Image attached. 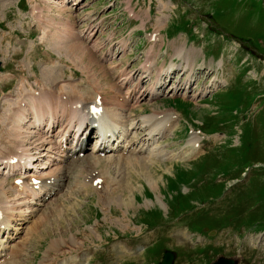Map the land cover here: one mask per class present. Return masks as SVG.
<instances>
[{"label": "rangeland", "instance_id": "rangeland-1", "mask_svg": "<svg viewBox=\"0 0 264 264\" xmlns=\"http://www.w3.org/2000/svg\"><path fill=\"white\" fill-rule=\"evenodd\" d=\"M40 1L0 0V63L1 76L5 78L0 79V125L8 101L18 102L35 91L43 92L52 77L56 78L49 85L51 91L67 98L70 95L77 98L82 92L90 96L91 92L94 96L96 92L104 97L113 95L112 87L115 88L114 83L122 85L120 79L128 63L138 69L151 51L150 35L159 30L156 26L165 27L163 32L160 27V36H164L166 43L172 41L168 37L179 32L187 34L183 41L181 37L169 45L177 42V47H181V41L186 43L188 37L190 40L194 37L195 43L187 41L188 50L194 48L192 45L201 48V53L194 48L199 53L193 64L199 68L206 63L200 61L205 57L224 56L223 72L228 84L207 102L194 100L199 105L181 97L173 100L163 96L150 104L143 101L142 107L132 110L140 118L154 110L178 111L183 118L175 112L180 125L160 142L172 157L187 151L186 143L192 134L189 132L203 129L213 136L205 137L202 131V138L195 133L203 139L198 154L184 160H154L149 171L143 166L135 172L125 162L113 166L114 169L105 167V163L97 168L93 164L80 176H84V184L89 180L92 187L76 191H73V178H67L64 191L47 202L49 209L35 215L47 212L49 220L44 221L45 225L39 227L41 232L22 252L18 251L15 264H159L165 250L175 251L174 264H210L219 256L232 257L238 262L243 256L241 264H264V70L263 77L258 78L253 71V63L258 65L257 72L264 69V0H132L130 5L129 0H66L63 13L60 7L65 0H55L51 8ZM35 5L44 8L38 16H43L42 21L47 25H39L33 13ZM59 26L66 27L60 31ZM65 30L74 34V39L66 34L62 37L60 32ZM52 35L67 41H53ZM128 40L132 44L126 56L120 52L121 41ZM68 42L75 43L74 53L66 51ZM165 47L164 44L162 49ZM110 52L117 57L114 64L101 63ZM155 54L159 59H167V49L161 50L160 46L152 55L156 60ZM171 56L183 62L173 51ZM234 56L236 60L228 67L227 58ZM219 63L222 61L214 68L219 75L214 78L224 84ZM214 69L202 74L199 85L204 84L205 76L210 79L215 74ZM46 77L50 80L46 79L47 83ZM20 89L22 94L18 92ZM72 90L80 92L75 95ZM172 109L166 111L174 112ZM29 110L25 108V112ZM126 110L130 112L129 108ZM30 127L29 122L24 131L36 135ZM24 135L21 140L25 139ZM6 148L16 152L7 142L0 141V154L12 153ZM98 170L100 175L93 176ZM11 173L4 190L12 202L18 197L12 184L17 176ZM152 177L158 181L155 188L149 184ZM97 178L104 184L93 187L92 181ZM111 180L114 185L109 184ZM36 217L30 219L28 215L29 225L14 217L13 224H21L16 227L24 233L37 223ZM56 239L64 244L57 245L58 249L48 255L50 243Z\"/></svg>", "mask_w": 264, "mask_h": 264}, {"label": "bare ground", "instance_id": "bare-ground-1", "mask_svg": "<svg viewBox=\"0 0 264 264\" xmlns=\"http://www.w3.org/2000/svg\"><path fill=\"white\" fill-rule=\"evenodd\" d=\"M33 1H35V0H33ZM42 1L44 3H46L47 7H49V8H51V5L56 3L55 0H41L40 3ZM52 1H54V2H52ZM37 2H38V0H37ZM129 3L131 4L132 0H129L128 5H130ZM65 4H66V0L61 2V7H60L61 13H63L66 10ZM57 5L58 4H56V6ZM42 9H44V8H40V5L39 6L35 5L33 8V13L37 16L39 25L46 24L45 21L44 22L42 21L43 19H45L43 16H41L42 12H43ZM133 11L134 10L130 11L132 13V15H134ZM39 14H41V15L38 16ZM60 20L62 21L63 19H60ZM53 27H55V26H53ZM62 27H66V26H59L58 29L61 31L60 28H62ZM54 29H56V28H54ZM158 29L159 30H157L158 32H156V33L161 32L160 31L161 28L158 27ZM65 32H66V30L64 32H60L62 37L66 34V35H70V39H74V34H72L71 32H66V33ZM77 36L80 38L79 34ZM52 37H53V41H56L57 39L61 42H64V43H65V41H67L66 38H60L59 39L55 35L54 36L52 35ZM158 38H159V42H158V40L155 39L154 41H151V43H152L153 48L155 46L157 47V45L159 44L160 49H161L163 47V43H164L165 39H163L164 37H161L160 34H159ZM182 41H183V39H182ZM182 41H181V43H182L181 47H179V46L177 47V45H176L177 42H174V43L170 44L169 46L172 47L173 53L177 54V56H175V57L181 58L184 63L180 62V64L171 65L168 67L167 70H165L159 74H156V80L148 89L145 88L142 91V89H143L142 88V89H139L137 91V89L139 87V86H137L134 89V93H135V95L136 94H140V95L134 98L135 104L139 103V101L142 100V96H144V95L151 96V97L163 95V93H164L163 92V87H164L163 83L167 82V81H165L164 76H166V77L171 76V74L176 73L178 70H179V72L182 71L184 73L189 72V74H194V69L197 66L194 65L193 63H194L196 57L198 56L199 50L197 51L194 48L188 50L187 43H184ZM156 42H158V43H156ZM64 43H62V44L64 45ZM183 43L185 45H183ZM77 45H79V44H77ZM65 47H66L65 49L68 53H71L72 50L74 53V50H76L75 43L74 44L69 43ZM57 49H59V48H57ZM77 49H78V47H77ZM81 49H82V46H81ZM89 54H91V53H89ZM147 54L148 55L146 58H148L150 60H148L145 63V65L143 67L145 69V74L140 77V80H142V78H145V77H148L150 80L153 78L152 68H153V64L155 63L156 57L155 56L152 57V55H154V54H152V51L147 52ZM86 58H87V56H86ZM79 59H81V58H79ZM79 61H81V60H79ZM208 66L212 67V63H210ZM221 67H222V63H219L218 69L220 70ZM200 68H202V66H200ZM89 70L95 71V69L94 70L89 69ZM217 72H219V71L217 70ZM49 75H51V74H49ZM93 75H96L95 72L93 73ZM45 76H46V74H45ZM52 78H53V80H52ZM52 78H51V84H52V81H54L56 77H52ZM0 79L5 80V78L2 76L0 77ZM46 79H47V77L45 78V81H46ZM48 80L49 79H47V81ZM213 80H214L213 84L216 82L220 83V79H218V78H213ZM47 81H46V83H47ZM222 82L225 84L226 79L224 78V80H222ZM51 84H49V85H51ZM49 85L47 87L45 86L43 89V92L41 91V93H39V95H35V94L30 93L31 95L28 96L29 100L31 101V105L29 106V107H31L30 111H32L33 115H34V121L32 124L35 127H39V128L45 124L44 127H46V126L48 127L47 132H50L51 129L54 130L55 126H59V125L61 126V128L62 127H64V128L61 131H59L60 135L57 136V139L58 138L59 139L57 140V142L55 144L49 145L46 142H42L41 145L39 146V148L37 149V150H40V152L38 153V155H40V158L43 157V156H41L43 152L47 153L46 156H44V159L46 160V162L45 163L42 162L43 164H40L42 167H40L39 170L49 169L51 163L57 161V164H59V165H60V163H62V164L59 167L58 173L56 175L63 174L64 177H69V174L73 170V168H72L73 166L85 165V166L81 167L80 171H78L79 176H82L83 173L86 171L87 167H89V166L93 167V164H95L96 168H97V166L99 167L102 163L106 164L105 167H107V168L112 167V169H114L113 166L115 167V165H119L120 163L123 164V162H125V165H128V168L130 170H134V171L138 170L139 171V168L144 166L149 171L150 170L149 165L154 164L155 163L154 160H156V161L157 160H169L172 158H174V159L180 158L182 160L188 159L189 157H191V155L196 154L198 149L200 148L201 138L198 136V134H193L191 140H189L187 143V145H188L187 151L179 152L178 154H174L175 156L172 157L169 152H167L166 150L164 151L162 149V147L160 145L161 140L165 139L171 132L174 133V130L180 125V120L178 119L179 117L176 116L175 111L173 112V111H166V110L165 111L154 110L152 112V114L143 116L140 119L135 118L134 115L131 114V112H130V114H128L126 112L120 113V110H119L120 107H118V105L122 104L123 100L120 98L121 94L119 93V91L113 87L114 92H113V95L110 97L112 100V106L113 107L112 108L108 107L107 106V100H105V102H103V104H102L103 112L100 114H95L94 116H91L87 112V110H89L90 106L94 105V104L91 102V100H89L88 98L83 96L86 93L82 95V93H83L82 92L81 95L78 96V98H79L78 100L69 101L68 98L63 99V96H62L63 94H57V92L51 91ZM73 87L78 88V86H76V85H74ZM88 89H87V91H88ZM179 90H180V88L178 86H172L169 93L177 92ZM33 91H35V90H33ZM18 92L20 94H22V89H20V91H18ZM73 92H75V95H77L80 91L79 92L73 91ZM73 92H72V94H73ZM76 92H78V93L76 94ZM120 92H121V90H120ZM91 94H92V92H91ZM99 94L100 93L97 92L95 94V97H94V94H92L94 97V101L97 99V96ZM132 94H133V91L130 93V96H128L126 98L127 102H128V99L131 97ZM106 99H108V98H106ZM7 104H8V110H7V113L5 112L6 115L1 116L2 117V123H1L2 128L0 129V133H1L0 134V141H5V142H7L8 145H11L13 149L20 151V150H22V148H21L20 142H18V141H20L21 137H22V136H20V131L23 129V124H24L25 118L28 117L27 112H25V108L22 107L20 100L18 102H16V101L14 102V101L10 100L7 102ZM77 104H79L80 106H77ZM86 105H88V106H86ZM28 110H29V108H28ZM74 121H75L74 128H76V133H81V137L83 135H85L87 133V131H90V130H92V128H94L93 123H96L98 126L97 131L99 133V136L97 137V143H96L95 147L92 148V150H91V156L86 157L84 160H81V161H79L78 157L73 156L74 151L77 148L82 147L83 140L81 139V137L78 139L77 144L75 146L64 149L65 143L63 141L65 139L68 140L69 137L71 136L72 131H71L69 126L70 125L73 126L72 123ZM140 132H144V134L142 136H139ZM25 135H24V137L28 136L27 134H25ZM28 142H30L29 145H33L36 141L31 142V138L28 137ZM101 149H103V151L106 150V153H108V155L109 154H111V155H109L107 159H103L104 157L99 155V152ZM10 152H11V150H10ZM125 152H127V154L135 153V155H137L139 157L137 159V158H130L129 156H127L125 161H123V162H119L118 160H116V158H119L121 155L125 154ZM8 153H9V151H8ZM112 153H113V155H112ZM58 154L63 155V156H58ZM19 155H20V161L17 164L11 163V160L14 159V157H16V154L4 155L3 157H1L2 164H4L6 166L5 168H9V173H10V170H14L15 168H18V167L22 168V169L24 168L25 173L29 172L28 170H32L33 168H35V163H37L40 159V158L35 159L36 156L31 154V150H24ZM51 158H53V159H51ZM47 164H50V165L47 167ZM94 168H95V166H94ZM101 168H102V166H101ZM101 172H103V171L101 170ZM131 173H132V171H131ZM67 174H68V176H67ZM48 175L50 176L52 174H48ZM148 175H151V174H148ZM146 177H148V176H146ZM79 178L77 177V179H79ZM37 179L42 180L40 183L39 189H35V185L33 184L31 179L29 181H23V183L19 186V189L22 190V191L20 190L19 193L21 195H24L25 199H28V200L32 199L31 202H34L35 199H37L39 201V203L38 202L37 203H31V205H33V204L37 205L38 204V207H39L35 210L34 213L30 214V215H32V217H36L35 215H37V212H45L49 209V207H44L45 204H43V201L40 200L39 198H41V195H42V194H40L41 192H43L44 190H51L52 189L51 187H49L50 185L47 183V180H51V177H49V178L48 177L47 178L39 177ZM44 179L46 181H44ZM53 180H54V183H56V179L53 178ZM6 181H8V180H4V181L0 182V257H1V259H3V262L11 261V256L8 252V250L11 248L9 246V244H10L9 240L13 239L10 236V234H11V231L12 230L15 231V229H14V227H12V225H13V221H12L13 219L12 218H14V216H11L9 212H11L12 214H15L16 213L15 211L17 209L15 207H13V204H11V202L9 201L10 199L8 200V194L4 190ZM12 184H14V183H12ZM149 184L155 188L158 186V181L154 180V177H152L149 180ZM61 185L62 184L59 183L57 186L60 187ZM91 185H92V183H91ZM58 189H60V188H58ZM125 190H126V188H125ZM128 203L125 205L129 206ZM130 204H131V202H130ZM17 217H20L18 221H22V220L26 221V219L28 218V216H26L25 213H23V212L17 213ZM48 217H49V213H47V212L43 213L41 216L37 217V219H38L36 221L37 223H35L33 226L31 225L32 227L30 226V228L28 229V232L31 234H28L26 236V238L24 239V241L26 243L30 242L33 237H35L38 233L41 232L39 227L42 225H45L44 221L47 222V220H49ZM28 225H29V223H28ZM4 235H7V237H6L7 240L4 239ZM45 235H47V233ZM59 244H64V242L60 241L59 239L52 240L50 243V246L47 250L48 255L51 252H53L55 249H58L57 245H59ZM18 247L19 246H16L15 248L13 247V249L15 251H18L17 250ZM64 248L66 249V247H64ZM21 249H20V251H21ZM19 257H20V255H19ZM9 264H11V263H9Z\"/></svg>", "mask_w": 264, "mask_h": 264}, {"label": "water", "instance_id": "water-1", "mask_svg": "<svg viewBox=\"0 0 264 264\" xmlns=\"http://www.w3.org/2000/svg\"><path fill=\"white\" fill-rule=\"evenodd\" d=\"M173 258H174L173 254L170 252H167L161 264H173ZM212 264H236V262L233 259H227L224 257H220L216 262Z\"/></svg>", "mask_w": 264, "mask_h": 264}]
</instances>
